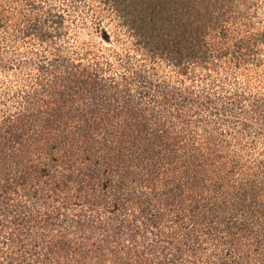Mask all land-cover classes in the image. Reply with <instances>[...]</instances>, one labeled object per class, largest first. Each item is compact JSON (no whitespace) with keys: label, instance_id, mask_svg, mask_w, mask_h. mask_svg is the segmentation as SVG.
<instances>
[{"label":"trees","instance_id":"obj_1","mask_svg":"<svg viewBox=\"0 0 264 264\" xmlns=\"http://www.w3.org/2000/svg\"><path fill=\"white\" fill-rule=\"evenodd\" d=\"M0 264H264V0H0Z\"/></svg>","mask_w":264,"mask_h":264},{"label":"rangeland","instance_id":"obj_2","mask_svg":"<svg viewBox=\"0 0 264 264\" xmlns=\"http://www.w3.org/2000/svg\"><path fill=\"white\" fill-rule=\"evenodd\" d=\"M98 41H101L104 44H108L110 42V35L108 32H103L101 34V38L99 36Z\"/></svg>","mask_w":264,"mask_h":264}]
</instances>
